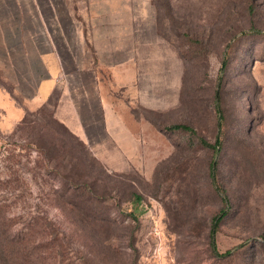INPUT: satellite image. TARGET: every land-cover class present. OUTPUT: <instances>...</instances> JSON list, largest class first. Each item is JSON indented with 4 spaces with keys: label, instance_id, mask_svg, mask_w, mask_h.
<instances>
[{
    "label": "rangeland",
    "instance_id": "obj_1",
    "mask_svg": "<svg viewBox=\"0 0 264 264\" xmlns=\"http://www.w3.org/2000/svg\"><path fill=\"white\" fill-rule=\"evenodd\" d=\"M92 21L111 23L96 28L111 38L91 41ZM53 48L79 129L58 92L32 101ZM6 93L26 107L25 127L9 122ZM216 102L230 200L217 252L210 228L224 205L214 151L198 140L216 141ZM0 172L21 195L9 216L43 215L60 236L78 220L96 245L76 240L71 254L91 264H264V0H0Z\"/></svg>",
    "mask_w": 264,
    "mask_h": 264
},
{
    "label": "trees",
    "instance_id": "obj_2",
    "mask_svg": "<svg viewBox=\"0 0 264 264\" xmlns=\"http://www.w3.org/2000/svg\"><path fill=\"white\" fill-rule=\"evenodd\" d=\"M225 65L226 64L224 62L223 67ZM216 106L221 114L219 116V133L214 143L207 141L203 137H198L196 130L186 123H174L167 127L168 131L184 130L191 132L193 136L198 137V140L203 146H206L214 151V157L210 162L209 176L214 188L218 194H220L224 205L220 209L219 213L214 215L210 228L211 243L215 252H217V229L224 217L228 214V207L230 204L226 190L219 184L217 179L218 161L216 156L220 151L222 144L220 131L223 125V115L218 102H216ZM28 120V113H26L18 127H22L23 124L25 127ZM33 143L37 146L39 151L43 150L44 147L40 144V142H38V140H34ZM77 143L81 148L87 149V144L83 140L78 139ZM7 151L9 155L7 157H10V150ZM1 173L2 172H0V264H91V261H93L92 254L90 256L86 251H75L71 254V245L76 242V240L82 242L84 246L83 248H87V251H89L92 245H96L94 244L91 236L88 237L79 233V227H77L78 220L71 218V223L73 224V227H75V231L73 233L67 232L60 236L56 223L48 221L43 215L32 216L27 222H23L22 224L17 221L15 217L9 216L12 204L9 203L8 200L12 196L18 198L21 195H16V192H14L19 189L18 187H13L14 191H11V188H8V184H6L1 177ZM17 178L16 180H18ZM74 186L77 187L78 185ZM134 199L138 205L141 204L142 196L140 194L135 193ZM80 221L86 225L90 224L88 220L80 219ZM102 221L105 220H91L94 225ZM17 224H20V227H17ZM229 253L230 250H227L221 255L224 256Z\"/></svg>",
    "mask_w": 264,
    "mask_h": 264
},
{
    "label": "crops",
    "instance_id": "obj_3",
    "mask_svg": "<svg viewBox=\"0 0 264 264\" xmlns=\"http://www.w3.org/2000/svg\"><path fill=\"white\" fill-rule=\"evenodd\" d=\"M125 24L128 25V21H126ZM117 25H119V23ZM100 26L103 28H106L107 26L111 28L112 24L110 23L109 25L103 22L101 24H95L94 21H92L90 27H91V34H92L91 37L93 38H91L92 39L91 41H107L108 39L111 38L110 31H106V29L102 31V34H100V32L96 29L97 27H100ZM119 27L121 28L120 25ZM98 35L101 38H99ZM88 37L89 36H87V38ZM44 41L55 42L53 37H49L48 39ZM41 58L45 65L46 75L41 78L38 84V87L36 89V92L33 95L32 101L37 106H41L45 103L50 102L53 95L58 92L57 93L58 95H56V97L59 100L63 98V100L70 102V105H71L70 107H72L73 114L75 117L77 116L73 122L77 123L76 125L77 129L81 128V119L79 118L80 117L79 111H77V106L73 103L71 91L69 87L63 86L62 76L64 73V66H63V60H62L60 53L55 48H53L51 50L44 51L41 54ZM114 64H117V63H114ZM5 97L7 100L6 101V112H7V115H10L9 122L16 125L19 121H21L24 118V116L26 115L27 109L23 104L18 103L17 100L13 96H11L9 93H6ZM100 98H101V102L103 103L104 101L103 96L101 95ZM103 105H106V104L103 103Z\"/></svg>",
    "mask_w": 264,
    "mask_h": 264
}]
</instances>
